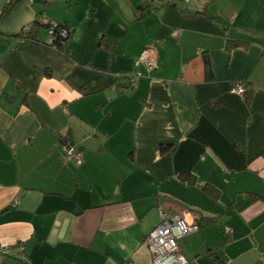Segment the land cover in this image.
I'll use <instances>...</instances> for the list:
<instances>
[{
  "label": "crops",
  "instance_id": "obj_1",
  "mask_svg": "<svg viewBox=\"0 0 264 264\" xmlns=\"http://www.w3.org/2000/svg\"><path fill=\"white\" fill-rule=\"evenodd\" d=\"M9 1L2 264H151L159 212L197 223L187 264H264V0ZM38 18L72 30L62 51L25 36Z\"/></svg>",
  "mask_w": 264,
  "mask_h": 264
},
{
  "label": "built area",
  "instance_id": "obj_2",
  "mask_svg": "<svg viewBox=\"0 0 264 264\" xmlns=\"http://www.w3.org/2000/svg\"><path fill=\"white\" fill-rule=\"evenodd\" d=\"M140 3L145 6H154L162 4L163 0H139ZM186 4H189L191 0H184ZM42 24L49 25V31L47 35L46 45L53 44L52 31L50 28L56 26L55 22H49L46 19H37ZM71 32V31H69ZM66 30H62L60 35L66 37ZM142 66L146 72H150L154 69L155 64L151 58V50L144 49L136 61V66ZM141 72L135 71L129 77V83L133 86V77H140ZM231 92L238 96H243L245 92V85L243 83H235L231 88ZM66 156L68 159L75 161H81L82 155L80 152L73 148L66 149ZM160 222L159 224L149 233L146 238V245L149 253L151 254V264H187L186 259L181 254L179 249V240L186 235L197 230V223L193 220L188 221L182 215H175L172 217L167 216L164 212H159ZM18 256L21 259L25 258V247L20 245L18 248ZM0 264H2V250L0 248Z\"/></svg>",
  "mask_w": 264,
  "mask_h": 264
},
{
  "label": "trees",
  "instance_id": "obj_3",
  "mask_svg": "<svg viewBox=\"0 0 264 264\" xmlns=\"http://www.w3.org/2000/svg\"><path fill=\"white\" fill-rule=\"evenodd\" d=\"M17 1L18 0H10L6 4V6L3 8L2 15H5L6 13H8L14 7V5L17 3ZM49 22H52V21H49ZM40 28L45 29L46 33L48 35L49 25L48 24H42L38 20H35V22L31 26V29L27 33H25V36L33 38L36 35V33L38 32V30H40ZM62 30H66V32H67L66 37H62L60 35V32ZM50 31H52L51 35L53 38V44H52V46L51 45H49V46L53 47L59 51H62L65 48L67 40L71 34V32H69V31H72V30L70 28L64 26V25L56 23V26L54 28L52 27V29L50 28ZM245 91H246V89H245ZM244 95H245V92H244L243 96Z\"/></svg>",
  "mask_w": 264,
  "mask_h": 264
},
{
  "label": "water",
  "instance_id": "obj_4",
  "mask_svg": "<svg viewBox=\"0 0 264 264\" xmlns=\"http://www.w3.org/2000/svg\"><path fill=\"white\" fill-rule=\"evenodd\" d=\"M183 2H185V1L183 0ZM187 5H188V7H187L188 13H192L194 4L190 1L189 4H187Z\"/></svg>",
  "mask_w": 264,
  "mask_h": 264
}]
</instances>
